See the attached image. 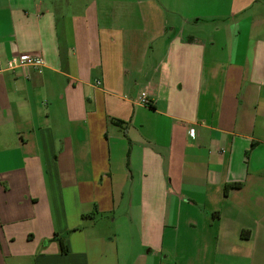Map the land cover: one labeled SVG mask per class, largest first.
<instances>
[{"label": "crops", "instance_id": "crops-1", "mask_svg": "<svg viewBox=\"0 0 264 264\" xmlns=\"http://www.w3.org/2000/svg\"><path fill=\"white\" fill-rule=\"evenodd\" d=\"M0 264H264V0H0Z\"/></svg>", "mask_w": 264, "mask_h": 264}, {"label": "built area", "instance_id": "built-area-1", "mask_svg": "<svg viewBox=\"0 0 264 264\" xmlns=\"http://www.w3.org/2000/svg\"><path fill=\"white\" fill-rule=\"evenodd\" d=\"M44 67L43 58L37 55L13 56L5 64L6 71L16 72L23 79H29L33 73L41 72ZM96 85H99V83L96 82ZM138 102L145 107H150V101L147 98L146 92L140 93Z\"/></svg>", "mask_w": 264, "mask_h": 264}, {"label": "trees", "instance_id": "trees-1", "mask_svg": "<svg viewBox=\"0 0 264 264\" xmlns=\"http://www.w3.org/2000/svg\"><path fill=\"white\" fill-rule=\"evenodd\" d=\"M227 191V188H225V192Z\"/></svg>", "mask_w": 264, "mask_h": 264}, {"label": "rangeland", "instance_id": "rangeland-1", "mask_svg": "<svg viewBox=\"0 0 264 264\" xmlns=\"http://www.w3.org/2000/svg\"><path fill=\"white\" fill-rule=\"evenodd\" d=\"M45 68V67H44Z\"/></svg>", "mask_w": 264, "mask_h": 264}]
</instances>
